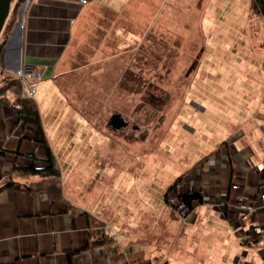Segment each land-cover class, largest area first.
I'll list each match as a JSON object with an SVG mask.
<instances>
[{
  "label": "crops",
  "instance_id": "obj_1",
  "mask_svg": "<svg viewBox=\"0 0 264 264\" xmlns=\"http://www.w3.org/2000/svg\"><path fill=\"white\" fill-rule=\"evenodd\" d=\"M210 1H13L1 65L13 73L35 64L41 73L34 98L63 198L29 188L52 182L46 175L0 189V264H264V206L243 207L264 190V89L200 91L208 100L191 89L167 120L166 154L113 177L105 139L79 106L109 109L73 96L78 79L86 86L85 75L125 63L127 49L142 58L143 43L203 46L190 42L205 35ZM19 107L0 104V177L15 164H46L40 131L19 120ZM179 177L169 195H202L187 216L165 199Z\"/></svg>",
  "mask_w": 264,
  "mask_h": 264
},
{
  "label": "rangeland",
  "instance_id": "obj_2",
  "mask_svg": "<svg viewBox=\"0 0 264 264\" xmlns=\"http://www.w3.org/2000/svg\"><path fill=\"white\" fill-rule=\"evenodd\" d=\"M206 11L209 15L202 19L205 35L196 32L197 41L190 42L203 46L175 47L178 43L164 40L158 48H148L143 43L137 48L142 58L127 49L130 59L125 63L112 61L110 71L107 67L95 76L85 75L86 86L80 79L75 82L76 103H104L109 109L97 112L89 106H79L95 121V129L105 139L111 155V177L114 171L124 170L132 175L135 165L140 161L144 165V157L166 154L167 120L178 105H188L191 89L199 94L207 89H264V18L254 12L252 0H211ZM180 34L175 31L176 37ZM131 59H136L137 64ZM241 74H246V79ZM199 78L201 82H197ZM105 91L109 95L104 96ZM86 94L90 95L85 97ZM200 95V99H207ZM116 113L128 126L112 125L111 117ZM159 183V188L165 186L161 180Z\"/></svg>",
  "mask_w": 264,
  "mask_h": 264
},
{
  "label": "trees",
  "instance_id": "obj_3",
  "mask_svg": "<svg viewBox=\"0 0 264 264\" xmlns=\"http://www.w3.org/2000/svg\"><path fill=\"white\" fill-rule=\"evenodd\" d=\"M252 8L255 13L264 18V0H252ZM6 24L0 34V104H20L19 107V120L24 124L33 123L40 131V142H42L46 149V164L36 166L34 163L30 165L15 164L9 170L7 174L0 177V189L5 187H12L19 181V178L36 175H46L49 178H53L52 182L46 184H39L36 188L34 185H30L31 190L43 188L47 190L53 199H62L63 193L59 184V178L61 176L60 168L58 167V161L55 152L53 151L48 139L45 135L42 116L37 101L34 96H25L23 94L22 81L15 76L14 73L6 71L1 65V54L4 46L7 42L5 37L6 31L9 30V25L13 21L14 15L10 12ZM128 126V125H127ZM264 171V168H263ZM181 177L170 186L165 194V199H168L169 192L178 184ZM182 199L186 202L187 206L191 209L192 200L197 197H201L200 192L184 193L181 195ZM74 212H76L74 210Z\"/></svg>",
  "mask_w": 264,
  "mask_h": 264
},
{
  "label": "built area",
  "instance_id": "obj_4",
  "mask_svg": "<svg viewBox=\"0 0 264 264\" xmlns=\"http://www.w3.org/2000/svg\"><path fill=\"white\" fill-rule=\"evenodd\" d=\"M14 74L22 81L23 94L25 96H33L36 92L35 82L41 78V73L39 72L38 67L35 64L27 63L20 67ZM236 186L237 184H234L233 188H236ZM167 202L176 212L182 216H187L190 212V208L187 206L184 199H182L181 195L171 194L168 196ZM258 205L264 206V190L258 194L257 198L244 203L243 207L252 211ZM256 228H259V226Z\"/></svg>",
  "mask_w": 264,
  "mask_h": 264
},
{
  "label": "water",
  "instance_id": "obj_5",
  "mask_svg": "<svg viewBox=\"0 0 264 264\" xmlns=\"http://www.w3.org/2000/svg\"><path fill=\"white\" fill-rule=\"evenodd\" d=\"M14 0H0V34L6 24V21L10 15L12 2ZM111 123L113 126L118 127L121 125H126L127 121L121 116V114L116 113L111 117Z\"/></svg>",
  "mask_w": 264,
  "mask_h": 264
},
{
  "label": "clouds",
  "instance_id": "obj_6",
  "mask_svg": "<svg viewBox=\"0 0 264 264\" xmlns=\"http://www.w3.org/2000/svg\"><path fill=\"white\" fill-rule=\"evenodd\" d=\"M12 3H13V2H12ZM11 10H12V7H11ZM16 71H17V70H16ZM16 71H15V72H16ZM15 72H13V73H15ZM11 73H12V72H11ZM33 96H34V95H33ZM19 105H20V104H19Z\"/></svg>",
  "mask_w": 264,
  "mask_h": 264
},
{
  "label": "flooded vegetation",
  "instance_id": "obj_7",
  "mask_svg": "<svg viewBox=\"0 0 264 264\" xmlns=\"http://www.w3.org/2000/svg\"><path fill=\"white\" fill-rule=\"evenodd\" d=\"M128 125V124H127ZM127 125H125V126H127Z\"/></svg>",
  "mask_w": 264,
  "mask_h": 264
}]
</instances>
